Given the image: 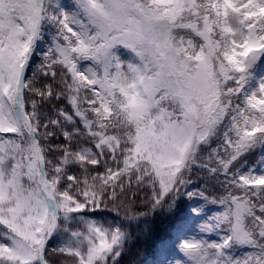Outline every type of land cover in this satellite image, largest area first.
<instances>
[{"label":"snow or ice","instance_id":"obj_1","mask_svg":"<svg viewBox=\"0 0 264 264\" xmlns=\"http://www.w3.org/2000/svg\"><path fill=\"white\" fill-rule=\"evenodd\" d=\"M0 264H264V0H0Z\"/></svg>","mask_w":264,"mask_h":264}]
</instances>
